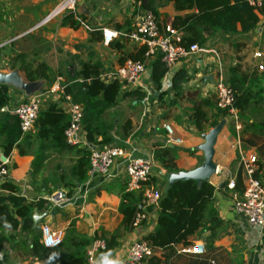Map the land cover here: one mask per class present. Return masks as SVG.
Segmentation results:
<instances>
[{
	"label": "crops",
	"instance_id": "1",
	"mask_svg": "<svg viewBox=\"0 0 264 264\" xmlns=\"http://www.w3.org/2000/svg\"><path fill=\"white\" fill-rule=\"evenodd\" d=\"M56 2L57 0H0V50L5 48L10 54L6 55L8 56L7 60L9 59L12 63V58L23 54L24 61L33 66L38 62H44L38 53L40 43L37 40L39 37L36 31L39 30L45 34L42 39L45 41L47 52L54 49L50 43L52 40H61L71 44L74 46L73 48L88 45L90 50L87 52L85 60L92 54L94 59L100 61L101 71L106 68L107 71L111 70L117 66L118 52L108 44H103L102 36L99 42H87L88 27L109 28L117 33L113 40L119 41L121 32L117 26L126 20L131 29L135 18L143 11H148L140 8L133 0H76L73 13L75 16L83 17V21L88 27L79 25L72 29L60 26V17L44 20ZM152 4L155 12L152 14L159 27L167 25L173 16L185 13L175 11L169 0H153ZM261 6L264 10V0H261ZM54 19H58V21L52 27ZM236 30L239 31L238 25ZM129 43L134 42L129 39ZM237 43L239 46L236 48L235 44ZM200 46L202 50L187 55L169 67L165 66L166 73L160 80L161 89L159 91H164V95L160 98L153 89L150 82V71L144 62V72L140 76L138 84L119 87L124 92L131 90L142 92L143 97L139 100L134 98L133 105L145 102L148 104L147 107L142 108V113L139 115L142 121L140 131L132 136L134 132H130L129 127L125 134L123 133L124 123H122V130L119 129L121 134L118 136L112 130L114 125L109 123L104 125L101 119L106 132L111 136V141L99 145V147L120 144L131 149L133 154L150 159L152 166L145 187H152L159 193H162L170 182L177 179L206 180L214 187L211 205L219 223L212 222L211 226L206 223L204 229L190 238L187 246L177 244L169 250L155 251V255L160 257L159 264H193L194 258L190 256L193 253L185 251L192 243H200L203 246L208 257L214 259V262L212 261L210 264H264V244L262 242L264 225L262 227L251 225L243 216L232 210V197L240 193L244 186L243 172L240 170L239 188L241 191L235 189L234 185L232 190L226 187L230 181L235 183V177L240 169L239 157L243 154L255 155L258 163L262 165L261 168L257 167L255 175L264 180V140L259 139L248 145L244 141L247 133L242 137L243 140L239 138L240 124L237 122L234 110L228 111L213 127L206 126L201 132L195 130L189 118L193 101L209 94L213 95L214 76L218 69L234 64L237 59H241L246 66L261 64L264 67V11L258 15L255 26L248 32L222 34L220 31H216ZM71 52L75 55L73 50ZM255 52L262 55L259 61L252 56ZM85 60H78L76 67H73V64H68L65 70L77 69L79 61ZM13 64L15 67L12 69L9 68V65L8 68H0V83L7 85L9 97L4 110L9 113L19 101L44 91L56 78L62 80L60 76H55L52 79L47 70L48 79L27 81L17 68L19 58H16ZM177 70H183L187 80L180 81V89L176 91L175 95L174 90L170 88V80ZM103 73L105 72H101L100 75ZM36 81L44 82V85L37 91L26 92L24 90L26 86H30ZM16 84L19 85L18 92L12 87ZM119 86L123 85L119 84ZM118 97H120L119 93L116 98L117 103ZM184 102L187 109L180 117L178 113L185 106ZM49 103H54V101L45 99L42 102V108ZM163 124L171 127L172 136L180 140L178 144L166 143L167 134ZM32 135L21 139L18 147L13 148L7 155L9 175L6 181L16 186L18 193L25 199L41 198L48 202L45 210L32 213L33 227L36 229L39 242L42 225H48L52 229L63 227L64 235L59 246L44 247L45 254L43 252L34 255L29 242L31 235L28 232L0 228V264H32L34 261L41 264H69L70 258L77 249L83 254L85 253L94 233L99 235L113 232L119 234L117 245L110 256L100 258L99 264H123L131 243L141 240L143 236L153 230L157 207L144 205L141 202V191L135 192L134 194L140 196L139 209L145 214V219L139 225L132 227L130 231L120 228L121 215L116 209L123 187L124 171L119 161H116L108 169L107 175L93 171L90 174L87 173L84 181L77 184L72 195L82 194L84 190L86 194L83 202L76 198L72 203L55 205L48 200V197L56 191L65 193L62 184L58 183L56 179L59 176L66 179V176H69L70 168L65 172L58 162L61 158H70L74 161L75 150L57 152L52 148H45L40 153L41 162L37 167H33L31 165L33 155L39 150L37 149V140L34 138V134ZM83 138L85 142L74 146L85 147L89 150L91 147H97L87 142L85 135ZM209 141L211 143L208 149ZM167 146L174 148L176 153L171 171L162 168L152 158L153 150ZM18 149H21L22 153H19ZM208 152L210 153L209 168L211 172L202 177L197 175V172L206 166ZM0 157H3L1 151ZM2 194H6V191ZM84 239L89 241L81 247L78 243ZM140 264H145V261L143 260ZM197 264L200 263L197 261Z\"/></svg>",
	"mask_w": 264,
	"mask_h": 264
},
{
	"label": "trees",
	"instance_id": "2",
	"mask_svg": "<svg viewBox=\"0 0 264 264\" xmlns=\"http://www.w3.org/2000/svg\"><path fill=\"white\" fill-rule=\"evenodd\" d=\"M140 8L154 13L153 0H133ZM175 11L185 12L171 18L168 25L180 34L181 44L202 45L208 38L212 37L216 31L222 34L246 33L251 30L257 20L258 15L263 13V8L254 7L248 0H169ZM84 18L75 16L72 11L65 12L60 16V26L72 29L79 25H84ZM239 26V31L236 26ZM121 32L119 41L113 40L108 46L118 52L116 58L117 66L124 61L145 62L150 71V82L153 89L158 93V98L164 95L160 91V80L166 73V67L159 55H155L150 61H145L143 45L129 43L130 27L125 20L117 26ZM102 28L87 29V42L95 43L101 41ZM100 31V34H99ZM239 44H235L237 48ZM19 58L18 69L23 73L25 80L48 79L47 66L44 62H38L34 66L24 61L23 54H18L12 58L9 68L15 67L13 64ZM67 81L64 83L63 91L70 95L75 103L81 106L82 120L81 126L85 132V138L93 146L109 143L111 136L106 132L101 121V116L105 110L117 104L119 84L112 80L104 82L100 79L101 64L94 59L92 54L85 61H79L77 69L65 70ZM183 70H177L171 76V90L180 89V81L187 80ZM264 69L258 71L255 66L242 68L237 61L225 67L224 82L228 85L234 95L231 108L237 115V122L240 124L239 138L247 133L244 141L251 145L259 139L264 140ZM7 85L0 83V151L3 156H7L13 148H17L21 139L29 135H21L16 117L7 110L9 100ZM178 94V93H177ZM123 97H133L139 100L143 97L138 90L125 91ZM228 113L227 109H220L215 106L214 96L209 94L200 97L192 102L189 118L196 131L213 127L220 118ZM68 125V116L56 106L49 103L39 110L35 120L34 138L37 140L39 152L33 155L31 165L37 167L41 162V151L45 148H52L60 152L63 150H75V157L69 168V180L59 176L57 180L65 189V197L73 194L77 184L84 181L88 170L89 149L85 147L70 146L64 141L63 132ZM123 133H127L130 121H124ZM99 137V139H97ZM243 140V139H242ZM22 153L21 149H18ZM176 157L175 149L172 147H160L153 150L152 158L157 161L162 168L173 170ZM257 167L261 164L256 161ZM240 170L235 177L234 187L240 190ZM0 187L6 194H0V228L10 230H20L31 235L29 240L31 251L34 255L46 253L43 245L38 241L36 229L33 227L32 213L45 210L48 202L38 199H25L18 193V189L12 183L4 181ZM214 187L206 180L196 181L192 178L177 179L170 182L159 195L157 202V217L153 230L141 238L152 250V255L147 257L145 264H159L160 257L155 255V251L171 249L174 245L187 246L191 237L196 236L205 224L212 222L219 223L215 217V211L211 205V197ZM241 191V190H240ZM135 192H125L123 187L120 191L117 212L121 215L120 228L124 231L132 229V219L136 212H139L140 196ZM210 228V227H209ZM104 242V248L99 251V258H106L111 255L117 245L118 233L93 234ZM40 237V234H39ZM89 241V240H88ZM86 239L78 243L81 247L88 243ZM264 244V238L262 240ZM194 258L193 264H210L213 258L208 257L205 251L202 254L190 255ZM84 254L77 251L70 258L69 264H82Z\"/></svg>",
	"mask_w": 264,
	"mask_h": 264
},
{
	"label": "built area",
	"instance_id": "3",
	"mask_svg": "<svg viewBox=\"0 0 264 264\" xmlns=\"http://www.w3.org/2000/svg\"><path fill=\"white\" fill-rule=\"evenodd\" d=\"M248 3L254 7H261V0H248ZM75 4L76 0H57L55 6L44 17V20L54 16L60 17L68 11L73 12ZM101 36L103 44L107 45L116 38L117 33L109 28H102ZM128 38L135 44L145 47V60L159 55L166 67L189 54L202 50L201 46L197 44L182 45L180 34L168 24L159 27L150 11H143L135 18ZM252 56L258 61L262 58L259 52L253 53ZM255 67L258 71L262 70L261 64H256ZM143 72L144 64L142 62L126 60L120 66H116L100 75V79L104 82L115 80L118 84L123 85L119 87H126L137 85ZM61 81L56 78L44 91L27 97L12 107L11 114L18 121L21 135H29L35 132V120L37 113L42 109V102L45 99H51L68 116V125L63 132L65 143L74 146L85 142L83 138L85 132L81 126V106L75 103L70 95L64 93V85ZM213 96L217 108L232 111L231 105L234 95L224 82L220 69L216 71L214 76ZM163 128L167 134L166 143L178 144L180 142L179 139L172 136V129L169 125L163 124ZM89 151L88 174L98 171L103 175H107L108 169L116 161H119L124 171L123 190L125 192L141 191V202L144 205L157 207L160 193L152 187H145L152 166L150 159L135 155L131 149L119 145L91 147ZM256 161L253 154H243L239 157L238 163L243 172L244 186L240 193L233 195L231 203L234 213L243 216L249 224L262 227L264 225V180L255 175L257 171ZM8 175V156L0 157V184L6 181ZM233 185V182L230 181L226 187L232 190ZM4 192L5 190L0 187V194ZM85 194L86 192L83 190L82 194H74L67 198L62 191H56L48 197V200L55 205L72 203L76 198L83 202ZM144 219L145 214L142 211L136 212L131 222L132 227L139 225ZM63 235V227L54 229L48 225L40 227V243L45 248L59 246ZM103 248V240L93 236L85 249L82 264H99V251ZM185 251L202 254L204 248L200 243H192ZM150 255H152V250L149 245L145 241L136 240L128 247L123 264H140ZM32 264L41 263L34 261Z\"/></svg>",
	"mask_w": 264,
	"mask_h": 264
},
{
	"label": "rangeland",
	"instance_id": "4",
	"mask_svg": "<svg viewBox=\"0 0 264 264\" xmlns=\"http://www.w3.org/2000/svg\"><path fill=\"white\" fill-rule=\"evenodd\" d=\"M53 18H59V16H54ZM57 21L58 19H54V21L51 24L52 27L56 25ZM87 22L91 24L90 21L87 20ZM36 33L39 37V39L37 38V40H39V43H40L38 53H39V56L42 57V61H44L45 64L47 65V70L49 72V75L52 77V79H54L55 76H60L62 78L61 83L62 85H64V83L67 81V76L65 74L66 66L68 64H73V67H76L78 60H85L86 54L90 50V46L82 45L77 48H73L74 46H72L71 44L65 43L61 40H52L50 43H51V46L53 45L54 49L49 50V52H47V48L45 47V44H44L45 41H43L42 39L43 36H45V34H42V32H40L39 30L36 31ZM71 50L74 51L75 55L72 54ZM6 55L9 56L10 54L7 52L5 48L0 50V68H8V65L11 64V61L9 59L7 60L8 56ZM26 61H29V60L26 59ZM237 61L242 65V68L246 67L245 63L242 62L241 59L239 60L237 59ZM225 67L226 65L224 66V68L223 67L220 68V73L223 79L225 78ZM247 67L248 69H250V66H247ZM263 68L264 67H262V69ZM106 71H107V68L102 69L101 72H106ZM42 85H44V82L36 81L35 83L30 84V86H26L24 90L26 92L31 91V90L37 91ZM262 85L264 87V80L262 82ZM12 87L15 91L17 92L19 91L18 84L12 85ZM123 92L124 90L119 89L120 97H118V103L114 107L107 109L102 114L101 119L104 125L106 123H109L110 125L113 124L114 126L112 130L114 131L116 135L118 134V136L121 134L119 129H121L122 123H124L125 120L131 121L129 130L130 132H134L132 134V136H134V134L137 131H140L141 129L142 121L140 120L139 115H141L142 113V108L147 107L148 104L145 102L143 104L138 103V104L133 105L132 102H134L133 101L134 98H128V97L122 98L121 94ZM186 109H187V105L185 104V106L179 110L178 115L181 117L183 113L186 112ZM113 120H115L116 122H112ZM116 145L121 146L120 144H116ZM72 161L73 160H71L70 158H61V160L58 163L59 165H61V168L66 172L68 168L71 166ZM68 178H71V176L67 175L66 179Z\"/></svg>",
	"mask_w": 264,
	"mask_h": 264
},
{
	"label": "water",
	"instance_id": "5",
	"mask_svg": "<svg viewBox=\"0 0 264 264\" xmlns=\"http://www.w3.org/2000/svg\"><path fill=\"white\" fill-rule=\"evenodd\" d=\"M2 110H4V108H2ZM210 143H211V141H209V143L207 144V148L208 149L210 148ZM206 156H207L206 166L204 167V169L199 170L197 172V175H200L202 177H205L206 175H208L211 172V169L209 168V156H210V153L208 152Z\"/></svg>",
	"mask_w": 264,
	"mask_h": 264
}]
</instances>
